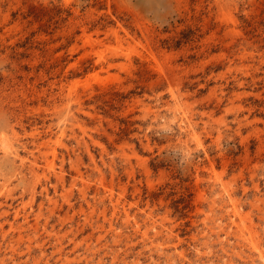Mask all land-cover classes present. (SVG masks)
<instances>
[{
  "label": "rangeland",
  "instance_id": "obj_1",
  "mask_svg": "<svg viewBox=\"0 0 264 264\" xmlns=\"http://www.w3.org/2000/svg\"><path fill=\"white\" fill-rule=\"evenodd\" d=\"M0 264H264V0H0Z\"/></svg>",
  "mask_w": 264,
  "mask_h": 264
}]
</instances>
